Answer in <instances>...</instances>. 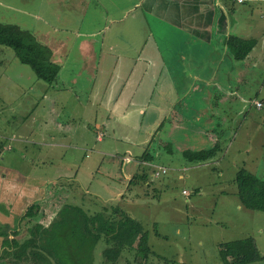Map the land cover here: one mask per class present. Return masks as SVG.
Here are the masks:
<instances>
[{
    "label": "rangeland",
    "instance_id": "obj_1",
    "mask_svg": "<svg viewBox=\"0 0 264 264\" xmlns=\"http://www.w3.org/2000/svg\"><path fill=\"white\" fill-rule=\"evenodd\" d=\"M59 1L61 10L58 12L64 14L60 22L65 29L56 32H49L50 25L57 21L53 0L0 1V25L21 23L23 17L11 9L14 7L43 14L41 20L25 19V25L19 24L23 33L16 35L25 38L30 34L38 41L57 36L65 38V42L60 43L63 47L58 50L62 63L51 83L37 79L27 65L15 58L10 48L0 46V168H3L0 172H7L9 178V172L16 170L27 175L28 184L39 185L43 192L36 196H42L39 203L50 205L49 209H43L49 214L57 206L69 204L88 212L104 207L107 216L114 210L110 222L121 221L123 213L136 219L145 231L150 250L145 264H221L218 244L242 235L239 222L230 211L238 202L231 194L235 190L234 171L243 167L264 181V61L254 58L236 61L232 84L235 96L227 100L218 94L221 122L215 129L219 136L220 133L224 136L219 141L228 138L221 147L215 145L219 152L212 157V162L189 161L183 151L195 149L188 143L196 142L192 137L196 123L189 121V135L182 142L163 145L159 143L163 139H158L149 144L146 113L140 118L136 113L126 114L128 121L139 125L133 129L123 127L115 121L112 109L104 111L97 98L85 96L84 90L79 89L103 85L109 79L107 74L111 72L115 55L122 52L131 57L135 52L141 34H132L128 30L113 40L109 39V34L115 33V29H111L104 38L114 46H128L114 47L109 52L105 49L100 54L103 34L99 32L100 8L114 13L133 0ZM245 5L254 15L262 13L264 2H235V28H245L247 10L242 9ZM145 17L152 27L153 18ZM77 18L83 22H77ZM75 26L78 34L73 33ZM88 33H93L86 39L92 46L91 57L86 56L83 61L78 43ZM59 56L51 59L56 62ZM91 58L94 59L91 66L85 64ZM261 99L263 106L256 108L253 101ZM187 115L193 116V113L188 111ZM103 127L102 141H97L96 134ZM74 129L77 136L72 134ZM234 134L235 141L232 142ZM57 143L61 144L55 146ZM225 144L226 152L220 155ZM142 152L150 155L149 165H145L147 160L140 158ZM125 156L127 160H124ZM156 167L165 168V173L154 176ZM11 181L0 180V219L7 214ZM19 195L20 192L17 197ZM18 218L16 212L14 221L18 222ZM218 226H222V231ZM19 227L23 231V221H19ZM101 242L93 249L94 264H137L128 263L123 257L114 261H109L108 257V262L101 263ZM260 252L264 256L263 248ZM6 264L32 262L8 260ZM248 264H264V258Z\"/></svg>",
    "mask_w": 264,
    "mask_h": 264
},
{
    "label": "crops",
    "instance_id": "obj_2",
    "mask_svg": "<svg viewBox=\"0 0 264 264\" xmlns=\"http://www.w3.org/2000/svg\"><path fill=\"white\" fill-rule=\"evenodd\" d=\"M249 1L256 0L240 2L237 0H133L124 9L121 8L114 13H108L106 9L100 8L102 23L99 26V32L103 34L100 40V54L105 49L109 52L114 47L123 49L128 46L127 44L114 46L112 42L107 41L104 34L111 33V29H115V33L109 34V39L117 40L128 30L132 34H141V37L139 36V43L131 57L122 52L115 55L116 58L113 59L110 67L111 72L107 74L109 79L103 85L94 87L90 85L88 90L79 89L84 90L85 96L97 98L99 107L104 111L112 109L111 112L114 111L116 116L115 121L120 122L123 127L133 129L139 125L138 122L134 125L128 121L126 114L136 113L140 118L146 113L149 144L158 139H163V141L158 140L163 145L186 140L189 135L187 124L192 121L196 123L194 127L196 130L192 134L196 142L187 143L195 146V149L190 148L183 152L199 153L212 149L215 145L221 147L228 136L219 141L224 136L221 133L219 136L215 129L217 128L215 126H219L221 122L218 114L220 101L218 94L220 93L222 98L227 97L225 98L227 100L236 94L232 84L235 82L234 65L237 60L232 59L227 52L226 37L232 34L243 39H253L254 45L243 59L246 61V59L254 58L260 62L264 61V23L261 21H264V6L262 13L253 15L252 10L245 5L242 8L247 10L243 24L245 28H235L237 19L236 11L233 9L234 3H249ZM259 1L264 2V0ZM53 2L57 21L49 19L53 21L49 32L65 29V25L60 22V17L64 14L62 11L58 12L61 10L58 5L60 1L53 0ZM92 3L96 6L95 2ZM11 9L23 17L21 23L20 21L14 23L16 25L5 23L0 27H10L21 31L19 24L25 25V19L30 17L32 20L33 18L41 20L43 17L42 13L34 14V11L29 13L25 8ZM242 12L243 10L240 13ZM145 15L154 19H152V27L149 26ZM76 21L82 23L83 19L77 18ZM72 28L73 33H79L77 26ZM235 31L238 33H234ZM92 34L88 33L78 43V48L83 54V61L86 56L91 57L89 55L92 46L86 39L91 38ZM64 39L57 36L54 39H41L39 42L50 49L51 58H53L59 56L58 50L63 47L60 43L65 42ZM47 40H53L56 43L53 45ZM61 56L56 61L59 66L62 63L59 61ZM92 62H94L93 58L87 59L85 64L91 66ZM231 71L232 74H230ZM259 102H261L260 109L263 106V99ZM188 111L192 112L193 116L187 115ZM104 129V127L100 128L96 134L97 141H102ZM72 134L77 136L78 132L74 129ZM231 141H235V134ZM59 144L61 143L55 146ZM216 151L218 153L219 149L216 148ZM225 152L226 144L220 155H224ZM127 159L128 157L125 156L124 160ZM211 159L204 161L203 164H207ZM150 160H147L145 165H149ZM9 175L8 178L7 172L2 170L0 172V180H12L7 214L1 215L0 222L8 226L13 225L16 212L21 215L28 204L38 201L37 216L41 218L37 221L46 225L60 205L49 214L43 209H49L50 205L41 201L40 204L39 200L42 196H36L38 192H43L39 185L34 186L33 182L28 184L27 175L16 170H11ZM19 192L20 195L17 197ZM221 192L224 193V191ZM231 194L234 196L235 190H232ZM21 195L25 197L22 198ZM230 211L235 215L239 222L238 227L241 229L242 235L237 239L251 237L258 253L262 256L260 249H264V211L243 208L239 202L231 206ZM45 218L47 220H44ZM222 229V226H218L219 231ZM262 259L255 262H260Z\"/></svg>",
    "mask_w": 264,
    "mask_h": 264
},
{
    "label": "trees",
    "instance_id": "obj_3",
    "mask_svg": "<svg viewBox=\"0 0 264 264\" xmlns=\"http://www.w3.org/2000/svg\"><path fill=\"white\" fill-rule=\"evenodd\" d=\"M16 33L23 32L0 27V46L10 48L15 58L27 65L37 79L51 83L57 76L59 65L51 60L49 48L30 34L23 38ZM225 45L232 59L239 61L250 51L254 40L229 34ZM216 152L214 146L199 153H185L189 161L204 162ZM140 158L150 160L151 157L142 152ZM233 182L235 196L243 208L264 211L262 179L239 167L234 172ZM110 211L111 214L107 216L104 207L102 210L88 212L76 205L62 204L51 220L42 225L37 221L39 205L32 202L24 208L12 228L0 224V264H6L8 260L32 264H94L93 249L100 241L103 244L99 256L101 263L108 262V257L109 261L123 257L128 263L145 264L150 250L142 225L125 213L121 221L110 222L109 217L114 210ZM19 221L24 222V232L19 227ZM218 255L221 264H248L262 259L251 237L218 244Z\"/></svg>",
    "mask_w": 264,
    "mask_h": 264
},
{
    "label": "built area",
    "instance_id": "obj_4",
    "mask_svg": "<svg viewBox=\"0 0 264 264\" xmlns=\"http://www.w3.org/2000/svg\"><path fill=\"white\" fill-rule=\"evenodd\" d=\"M237 1H241V0H237ZM253 105L256 108H259L261 106V102H259V101H253ZM164 172H165V168H163V167H156V170L154 171L153 175L157 176V175L162 174ZM182 193L187 194V192H185L184 190H182Z\"/></svg>",
    "mask_w": 264,
    "mask_h": 264
}]
</instances>
